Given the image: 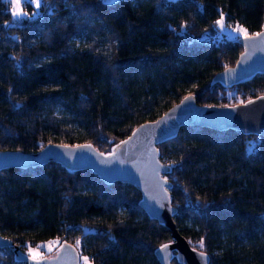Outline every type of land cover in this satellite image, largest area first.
<instances>
[{"label": "trees", "instance_id": "16d2710c", "mask_svg": "<svg viewBox=\"0 0 264 264\" xmlns=\"http://www.w3.org/2000/svg\"><path fill=\"white\" fill-rule=\"evenodd\" d=\"M221 12L248 34L264 28V0H41L19 24L0 0V149L89 142L107 153L189 92L219 106L264 95L261 73L229 87L212 81L241 51L218 34ZM158 150L176 227L193 246L203 239L207 264H264V136L183 125ZM140 196L52 161L5 168L0 232L25 252L56 237L43 254L66 239L96 264H161L153 249L170 232ZM0 264L26 263L6 246Z\"/></svg>", "mask_w": 264, "mask_h": 264}, {"label": "water", "instance_id": "95a60500", "mask_svg": "<svg viewBox=\"0 0 264 264\" xmlns=\"http://www.w3.org/2000/svg\"><path fill=\"white\" fill-rule=\"evenodd\" d=\"M264 28L235 38L241 51L234 63L226 66L212 76V81L229 87L250 80L256 74H264ZM185 97H190L185 100ZM183 125H198L215 130L232 128L243 134L264 136V95L260 94L243 102L229 105L198 104L192 92L182 96L160 115L152 120L139 123L127 137L116 143L109 152L98 150L89 142L64 144L48 142L36 151L18 149H0V170L5 168H23L56 162L69 170L89 169L103 182L124 181L136 186L140 191L139 206L149 218L168 228L171 239L162 242L153 249L161 264H172L173 254L179 253L182 259L177 264H205L199 256L202 251L193 246L177 229L173 215L176 207L171 202L169 189L171 183L165 177L168 164L159 157L158 144L173 138ZM143 126V127H141ZM131 137V139H129ZM168 245L166 251L160 245ZM10 246L16 260L26 264H37L11 237L0 232V247ZM40 264H81L77 246L62 239Z\"/></svg>", "mask_w": 264, "mask_h": 264}, {"label": "rangeland", "instance_id": "374dc122", "mask_svg": "<svg viewBox=\"0 0 264 264\" xmlns=\"http://www.w3.org/2000/svg\"><path fill=\"white\" fill-rule=\"evenodd\" d=\"M5 1L8 2L9 8H10V11H11V19H10L9 22L13 23V24H19V23H22L24 21H29V20L33 19L39 12L40 6L36 7V5L34 3L30 2V0H22L21 8H22L23 15L20 16L19 18H17L13 14V5L11 3V0H5ZM218 19H220V15H219V17L216 20H218ZM228 25H231L232 28H229ZM237 26H242L243 28L247 29L245 27V25H243L241 22H239L237 20H229V19H226V18H225V28L224 29H221L219 26L216 25L219 35H222L224 37L231 38V39H235L238 36L243 35L242 33H238L236 31H234V29ZM57 242L58 241H57L56 237H52V238H49L47 240L40 241L36 246H29L27 248V253H29V248L30 247L32 249H36L37 246H39L38 251L43 253L45 250H51L56 245ZM48 245H51V247L49 248ZM85 256H87L89 258V264H96L85 253H81L80 254V262H81V264H84L83 257H85Z\"/></svg>", "mask_w": 264, "mask_h": 264}, {"label": "snow or ice", "instance_id": "6c2138e0", "mask_svg": "<svg viewBox=\"0 0 264 264\" xmlns=\"http://www.w3.org/2000/svg\"><path fill=\"white\" fill-rule=\"evenodd\" d=\"M31 3H34L36 5V7H39L40 6V3H41V0H30ZM11 3L13 5V14L15 17L19 18L20 16L23 15V12H22V8H21V4H22V0H11ZM217 26H219L221 29H224L225 28V17H224V14L223 12L220 13V19L216 20L214 22ZM183 27V26H182ZM229 28H232L231 25H228ZM234 31L238 32V33H242L244 35V37L246 39L250 38L248 36V32H247V29L243 28L242 26H237ZM264 33H255L254 35L255 36H260ZM190 97H185V100L189 99ZM143 127V126H141ZM129 139H131V137H129ZM121 143H125V141H121ZM80 241L78 240L77 241V244H79ZM48 247L50 248L51 245H48ZM199 247L202 249L204 247V242H203V239H201L199 241ZM39 249V246H37L36 249H32L31 247L29 248V253H30V258L33 260V261H36L37 264H40V261L41 260H44V259H47V257H45L43 255V253L39 252L38 251ZM168 249V245L166 244H162L160 245V250L161 251H166ZM171 254H174L177 259H182L180 256H179V253H170ZM199 256L202 260L205 261V264H206V256L205 254L201 251L199 253ZM83 261H84V264H89V258L87 256L83 257Z\"/></svg>", "mask_w": 264, "mask_h": 264}]
</instances>
